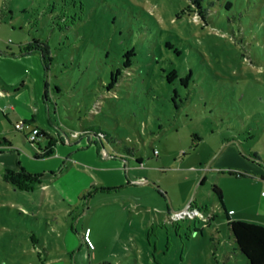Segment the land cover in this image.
I'll list each match as a JSON object with an SVG mask.
<instances>
[{
	"label": "rangeland",
	"instance_id": "1",
	"mask_svg": "<svg viewBox=\"0 0 264 264\" xmlns=\"http://www.w3.org/2000/svg\"><path fill=\"white\" fill-rule=\"evenodd\" d=\"M0 10V54L49 44L56 140L123 170L113 181L92 159H37L15 127L29 91L17 90L16 110L1 98L0 137L35 165L62 160L31 170L17 151L16 167L0 162V264H249L229 219L253 218L264 185V0H0ZM91 127L104 133H83ZM7 174L38 182L21 189ZM190 204L213 216L172 218Z\"/></svg>",
	"mask_w": 264,
	"mask_h": 264
},
{
	"label": "crops",
	"instance_id": "2",
	"mask_svg": "<svg viewBox=\"0 0 264 264\" xmlns=\"http://www.w3.org/2000/svg\"><path fill=\"white\" fill-rule=\"evenodd\" d=\"M44 63L45 61L41 52L35 51L22 53L21 46L15 52L0 54V71L3 76L0 77V99H5V107L8 106L11 109L16 110L18 108L17 90H19V88L28 90L29 101L27 106L30 110L24 112L23 120L26 118H33V125H38L44 128L54 137L58 134L59 129L58 126L56 127V125L52 124V108L50 103H46V101L52 98V95L48 74L45 73ZM31 91H33L34 96L31 95ZM32 102L34 104H32ZM2 109H4V107H2ZM48 118H50V120H48ZM23 120L16 121V124ZM23 132H26L25 128L23 129ZM75 143L76 139L72 138H68L64 142L57 141L54 146V154L44 158L52 157L58 153L61 157L72 159H78L79 157H81V159H92L93 161L91 162L98 165V168L100 169L99 172L102 173L104 177L108 176L113 181H120V179H122L123 170L116 166L119 162L112 161L113 163L109 165L108 163L106 164V162H101L95 151H75ZM17 151L20 152V158L23 164L31 170L55 168L58 162L62 160V158L53 157L50 160L51 163H47V160L42 165H35L34 161L27 156L26 150L17 146V142L14 144L12 142L11 146H0V162H2L7 168L16 167L18 157ZM262 176L264 178V173ZM232 210L234 211L232 215H236L237 212L231 208L230 211ZM233 218H240L264 224V185L260 192V201L256 215L253 218H248L246 216Z\"/></svg>",
	"mask_w": 264,
	"mask_h": 264
},
{
	"label": "trees",
	"instance_id": "3",
	"mask_svg": "<svg viewBox=\"0 0 264 264\" xmlns=\"http://www.w3.org/2000/svg\"><path fill=\"white\" fill-rule=\"evenodd\" d=\"M3 18V12L0 10V20ZM169 45V44H168ZM39 51L42 53L46 69L49 68V61H51V52L49 48V44L41 41L39 38H34L33 41L23 43L21 45V52H35ZM135 55V49H131L125 54V61L123 62L124 67H130L133 65L132 56ZM122 73V70L118 68L115 72L111 73V81L107 85V89L111 90L116 83L118 82V76ZM33 118H26L22 122L24 127L16 129L23 131V129L29 126L28 132H23V139L28 144L32 145L36 149V158H44L46 156H50L54 154V146L57 142L56 138L53 137L50 133H48L44 128L40 127L43 131V138L40 141H37L36 144H33L29 140V134L31 132V128L33 125ZM83 133H91L93 135L104 133L101 129H95V127L85 128L82 130ZM12 142L8 140L6 137H0V146H11ZM62 169V167H60ZM12 174H16V170H10ZM30 175L38 176L39 173L28 172ZM8 181L15 183L21 189L31 190L34 187V183L38 182L37 178H26V184L22 182H18L15 179H10V177H5ZM216 190L223 197V192L220 188L216 187ZM230 228L232 231V235L234 237L237 248L242 252V254L247 258L249 264H264V224L249 221L240 218H231L229 219ZM86 239V235H85Z\"/></svg>",
	"mask_w": 264,
	"mask_h": 264
},
{
	"label": "built area",
	"instance_id": "4",
	"mask_svg": "<svg viewBox=\"0 0 264 264\" xmlns=\"http://www.w3.org/2000/svg\"><path fill=\"white\" fill-rule=\"evenodd\" d=\"M17 128L22 129L24 127L23 122H18L15 125ZM43 131L40 128V126L38 125H32L31 128V132L29 134V140L33 143L36 144L37 141H40L43 138ZM234 211H230V213L232 214ZM172 218L173 219H180V218H185V217H196V216H200L202 217L204 220H207L209 218H211L213 215L209 216V218H207L204 214L203 211L201 209H199L198 207H193L191 204L188 205L187 207H185L184 209L181 210H175L171 213ZM86 241H88V244L90 246H92V242L89 239V236L86 234Z\"/></svg>",
	"mask_w": 264,
	"mask_h": 264
}]
</instances>
